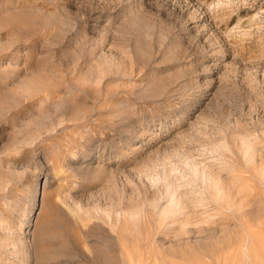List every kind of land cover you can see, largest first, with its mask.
Masks as SVG:
<instances>
[{
  "label": "rangeland",
  "instance_id": "obj_1",
  "mask_svg": "<svg viewBox=\"0 0 264 264\" xmlns=\"http://www.w3.org/2000/svg\"><path fill=\"white\" fill-rule=\"evenodd\" d=\"M0 264H264V0H0Z\"/></svg>",
  "mask_w": 264,
  "mask_h": 264
}]
</instances>
